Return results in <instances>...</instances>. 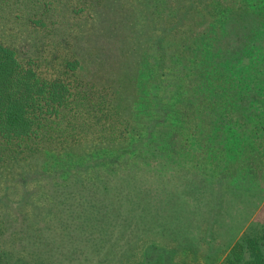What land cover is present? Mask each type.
<instances>
[{
	"label": "trees",
	"instance_id": "16d2710c",
	"mask_svg": "<svg viewBox=\"0 0 264 264\" xmlns=\"http://www.w3.org/2000/svg\"><path fill=\"white\" fill-rule=\"evenodd\" d=\"M259 132L264 0H0V264H264Z\"/></svg>",
	"mask_w": 264,
	"mask_h": 264
},
{
	"label": "rangeland",
	"instance_id": "374dc122",
	"mask_svg": "<svg viewBox=\"0 0 264 264\" xmlns=\"http://www.w3.org/2000/svg\"><path fill=\"white\" fill-rule=\"evenodd\" d=\"M263 133H264V132H263ZM263 133H262V132H261V133H260V132L258 133V137H257V139H255V141H256L257 143H260V142L263 140V138H264ZM88 151H90V149H88ZM91 152H92L93 156H89V155H88V154L91 153ZM91 152H89V153L86 152V159H85V160L94 159V158H96V157H98V156H101V153L95 151L94 149H92ZM25 210H27V208H26ZM78 236H79V235H78ZM71 237H73V240H78V241L74 242V241L72 240ZM71 237H70V236H67V238H65V240H72V241L69 242L68 244H71V245H74V246H77V247L81 246V247H83V248H86V247H87V249H88V247H89V246H88V243H85V242L81 241L80 239H77V234L72 233V234H71ZM23 239H24V237H23V238H20V239H18V240H23ZM148 241H153V240H148ZM49 249H50V253H55V255H56L57 257H58V256L63 257V253H60V252H54V251H53V248H52L51 246H49ZM78 255H79V254H78ZM71 257H73V256H71ZM153 259H154V258H153ZM201 263H203V262H201Z\"/></svg>",
	"mask_w": 264,
	"mask_h": 264
}]
</instances>
